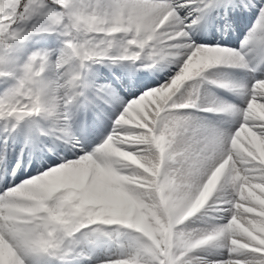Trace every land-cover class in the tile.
Masks as SVG:
<instances>
[{"label": "snow or ice", "instance_id": "snow-or-ice-1", "mask_svg": "<svg viewBox=\"0 0 264 264\" xmlns=\"http://www.w3.org/2000/svg\"><path fill=\"white\" fill-rule=\"evenodd\" d=\"M12 153L0 264H264V0H0Z\"/></svg>", "mask_w": 264, "mask_h": 264}, {"label": "bare ground", "instance_id": "bare-ground-1", "mask_svg": "<svg viewBox=\"0 0 264 264\" xmlns=\"http://www.w3.org/2000/svg\"><path fill=\"white\" fill-rule=\"evenodd\" d=\"M250 17H252V18H251L250 21H249L250 23L248 22V23H249L248 26H247L246 28L243 27V28L237 33V35L241 37L240 40L243 38V36L245 35V33L248 31L247 28H249V27L252 25V21H253V19L255 18L254 16H250ZM250 17H249V18H250ZM226 40H227V42H228L231 46L234 44V39H233V38H231V39H226ZM166 71H167V69H164V72H166ZM164 72H161V75H163ZM12 155H13V153L10 154L6 166H0V185H4L6 181H7L8 184H10V183H12V182L15 181V175L12 173V168H13L16 164L14 165V164H12L11 161H10L11 158H12V157H11ZM14 156L16 157L15 154H14ZM16 159H17V158H16ZM20 163H21V167H17V168H16V174H20V173L22 172L21 169H22L23 165H25V164H27V163H30V168L27 170V172L31 169V160H30V158H29V159L21 158ZM13 165H14V166H13ZM27 172H24V173L27 174ZM1 190H2V189H1Z\"/></svg>", "mask_w": 264, "mask_h": 264}, {"label": "rangeland", "instance_id": "rangeland-1", "mask_svg": "<svg viewBox=\"0 0 264 264\" xmlns=\"http://www.w3.org/2000/svg\"><path fill=\"white\" fill-rule=\"evenodd\" d=\"M251 16V15H250ZM250 16H248V17H246L245 18V21H244V23L241 25V27L237 30V31H235L234 33H232L229 37H226L225 39H231V38H233L234 40H235V45H232V47H239L240 46V36H238L237 35V33L244 27V28H246L247 26H248V24L250 23L249 21H250V19L252 18V17H250ZM250 17V18H249ZM249 22V23H248ZM251 27V26H250ZM249 27V28H250ZM249 28H247V30L249 29ZM51 40H52V38L51 37H46V38H41V37H39V38H37V39H34V42H32L31 43V46L32 47H42V46H48L50 43H51ZM14 154L15 153H13V155L11 156L12 158H11V163H14V165L17 163V159H16V157L14 156ZM30 168V163H27V164H25V165H23V167H22V169H21V171L23 170V172H27V170ZM1 190V189H0Z\"/></svg>", "mask_w": 264, "mask_h": 264}]
</instances>
